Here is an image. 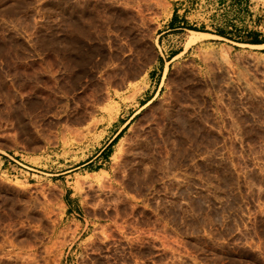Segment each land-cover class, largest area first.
<instances>
[{
    "label": "rangeland",
    "instance_id": "1",
    "mask_svg": "<svg viewBox=\"0 0 264 264\" xmlns=\"http://www.w3.org/2000/svg\"><path fill=\"white\" fill-rule=\"evenodd\" d=\"M258 40L264 0H0V264H264Z\"/></svg>",
    "mask_w": 264,
    "mask_h": 264
},
{
    "label": "bare ground",
    "instance_id": "2",
    "mask_svg": "<svg viewBox=\"0 0 264 264\" xmlns=\"http://www.w3.org/2000/svg\"><path fill=\"white\" fill-rule=\"evenodd\" d=\"M151 102L149 101L148 103H146L144 106H142V108H144V107H146V106H148L149 104H150ZM167 109V108H166ZM161 115V114H160ZM164 115V114H163ZM159 116V115H158ZM162 116V115H161ZM147 117V116H146ZM144 118H145V116H144ZM156 118V117H155ZM143 120V119H142ZM149 120V119H148ZM163 121V120H162ZM162 123H164V122H162ZM170 123V122H169ZM143 124V123H142ZM145 124H146V121H145ZM144 125V124H143ZM167 125V124H166ZM170 125V124H169ZM172 125H174V124H172ZM177 125V124H176ZM175 125V126H176ZM160 126V125H159ZM162 126V125H161ZM160 126V127H161ZM150 128V127H149ZM152 128V127H151ZM157 129V128H156ZM162 129V128H161ZM150 130V129H149ZM152 130V129H151ZM170 130V129H169ZM137 131H139L138 129H137ZM153 131V130H152ZM142 133V132H141ZM155 133V132H154ZM140 135H142V134H140ZM138 136V135H137ZM140 137V136H139ZM154 139V138H153ZM153 141V140H152ZM145 144V143H144ZM149 144V143H148ZM140 146V145H139ZM151 150V147L148 145V147H146L145 145L142 147V152L144 153V154H146V153H148L149 154V151ZM140 152H141V150H140ZM151 152H152V150H151ZM136 155V154H135ZM147 155V154H146ZM145 156V155H144ZM131 158H132V156H131ZM134 158V157H133ZM136 158V157H135ZM140 158V157H139ZM142 158V157H141ZM149 158H150V156H149ZM142 160V159H141ZM149 160V159H148ZM127 161V160H126ZM135 160H133V162H134ZM133 162L132 163H130V171L131 172H136L138 169L139 170H141L142 168H144L143 167V164L142 163H140V161H137V167H135L134 165H133ZM142 162V161H141ZM144 162V161H143ZM145 162H146V160H145ZM149 163V162H148ZM145 164V163H144ZM153 165H155V164H153ZM148 166V165H147ZM146 166V167H147ZM152 166V165H151ZM151 166H150V169H151ZM149 168V167H148ZM144 170H145V168H144ZM148 170V169H147ZM130 172V174L132 175V173ZM128 173V172H127ZM146 173V172H145ZM130 174H129V176H130ZM135 173H133V175H134ZM138 174V173H137ZM125 175V174H124ZM148 175V174H147ZM140 176V175H139ZM145 176H146V174H145ZM139 178V177H138ZM140 178H141V176H140ZM117 181V180H116ZM140 181V180H139ZM135 182V181H134ZM125 184V183H124ZM121 185H122V183H121ZM107 187V186H106ZM105 187V188H106ZM111 187V186H110ZM112 189V188H111ZM117 189V188H116ZM126 191V190H125ZM117 223V222H116ZM64 230V229H63ZM65 231V230H64ZM63 231V232H64ZM65 233V232H64Z\"/></svg>",
    "mask_w": 264,
    "mask_h": 264
},
{
    "label": "crops",
    "instance_id": "3",
    "mask_svg": "<svg viewBox=\"0 0 264 264\" xmlns=\"http://www.w3.org/2000/svg\"><path fill=\"white\" fill-rule=\"evenodd\" d=\"M260 38H261V36H260ZM256 42H258V43H254V44L259 45V46H264V40H258V41H256ZM115 136H116V135H114L113 138H114ZM111 140H112V139H111ZM103 149H105V147H104Z\"/></svg>",
    "mask_w": 264,
    "mask_h": 264
}]
</instances>
